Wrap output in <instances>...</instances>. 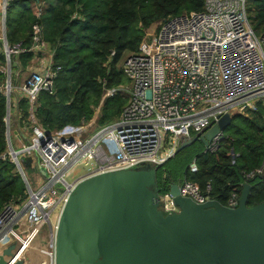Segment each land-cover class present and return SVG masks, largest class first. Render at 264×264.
I'll return each instance as SVG.
<instances>
[{
    "label": "built area",
    "instance_id": "2783aa9c",
    "mask_svg": "<svg viewBox=\"0 0 264 264\" xmlns=\"http://www.w3.org/2000/svg\"><path fill=\"white\" fill-rule=\"evenodd\" d=\"M9 1L0 0V53L4 57L0 61V92L6 106L5 147L0 158L15 165L24 189L0 210V251L17 243L8 264L17 258L25 260L45 224L50 221L55 226L81 179L142 163H161V153L165 152V159L173 155L180 138L198 135L223 113L244 114L254 109L256 102L264 103V24L258 31L252 28L246 0H203L199 10L156 21V28L145 32L137 51L125 56L123 72L129 83L106 88L96 107L99 110L104 98L114 93L126 95L128 101L116 119L102 125L94 118L82 119L46 129L34 110L40 91H53L60 65L55 64L54 51L38 20L31 25L29 47L22 40L8 42L5 18ZM33 12L39 17L41 5L35 4ZM24 51H32V55L23 68L14 57ZM22 99L26 100V115ZM12 135L23 143L21 147L13 146ZM224 136L219 129L204 151H215ZM228 153L232 155L231 150ZM25 157H31L29 166L24 164ZM89 161H93L90 168L73 176ZM188 166L190 171L196 170L193 160ZM25 167L43 176L37 188L31 187ZM262 167L245 176L260 172ZM209 190L208 182L203 190L192 180L179 183V194L197 203L212 198ZM238 196L232 191L223 204L234 207ZM159 208L165 213L177 210L168 190L159 193ZM55 209L58 211L52 216ZM38 251L45 255L40 264H54L50 241Z\"/></svg>",
    "mask_w": 264,
    "mask_h": 264
},
{
    "label": "trees",
    "instance_id": "16d2710c",
    "mask_svg": "<svg viewBox=\"0 0 264 264\" xmlns=\"http://www.w3.org/2000/svg\"><path fill=\"white\" fill-rule=\"evenodd\" d=\"M35 4L42 7L39 17L33 12ZM202 5L203 0H10L5 18L8 42L22 40L29 47L31 25L38 20L54 51L55 64L60 65L53 91L42 90L37 97L34 112L38 122L52 130L68 122L89 120L106 88L129 83L123 62H119L125 53L137 51L146 29L160 19L199 10ZM246 10L252 28L264 24V0H246ZM31 55L32 51H24L14 58L24 68ZM0 61H4L2 53ZM127 101L119 92L105 97L98 123L116 119ZM20 105L26 115V100H20ZM5 110L0 92V153L5 147ZM224 129L228 134L215 151H204L196 137L159 163L158 192L167 191L169 183L177 179L195 181L202 190L208 182V195L223 204L232 191L239 195L247 182L246 204L264 200V103L256 102L254 109L244 114H232ZM191 160L195 171L189 170ZM261 165L260 172L245 176ZM23 189L15 165L0 158V210Z\"/></svg>",
    "mask_w": 264,
    "mask_h": 264
},
{
    "label": "water",
    "instance_id": "95a60500",
    "mask_svg": "<svg viewBox=\"0 0 264 264\" xmlns=\"http://www.w3.org/2000/svg\"><path fill=\"white\" fill-rule=\"evenodd\" d=\"M230 120L223 113L198 135L180 138L174 152L196 137L206 145ZM30 161L24 158L25 165ZM158 164L78 181L55 226L48 222L54 264H264V200L246 204L247 182L237 204L229 207L215 198L197 203L180 195L179 182L172 181L168 191L177 210L165 213L159 208ZM40 171L46 173L43 167ZM16 251V242L5 246L0 264H8Z\"/></svg>",
    "mask_w": 264,
    "mask_h": 264
},
{
    "label": "rangeland",
    "instance_id": "374dc122",
    "mask_svg": "<svg viewBox=\"0 0 264 264\" xmlns=\"http://www.w3.org/2000/svg\"><path fill=\"white\" fill-rule=\"evenodd\" d=\"M246 13H247V17H248V11H247V10H246ZM249 22H250V21H249ZM250 24L252 25L251 22H250ZM260 27H261V26H258L257 28H253V29H254L255 31H258V30L260 29ZM155 28H156V23H152V24L146 29V31H147V32H152ZM127 54H128V53H125V54H124V56H123V58L121 59V61L119 62V64H121V63L123 62V59H124V57H125ZM96 107H97V106H96ZM96 107L94 108V113H93V115H92L91 118H94V119L96 120V123H98V121H99V115H100V113H101V109H99V110L97 109V110H96ZM91 118H90V119H91ZM222 130H223V133H224V134H226V133L228 134V131H227L226 129L223 128ZM12 141H13V146H14L15 148H19V147H21V146L23 145V143H20V142L17 141V139L15 138L14 135H12ZM24 142H25V141H24ZM24 144H25V143H24ZM165 151H166V150H165ZM33 153H35V152H33ZM161 155H162V156H160L161 160H162V161H163V160H166V159L164 158V157H165V152H164V151L161 153ZM92 165H93V161H89V162H87L86 164L79 166L78 169H77V171L75 172V174H74L73 176H75L76 173L82 172V171H84L85 169L90 168ZM24 171H25L26 177H27V179H28V181H29L31 187H33V188H37V187L39 186V184L41 183L43 176L40 175L39 173H37L32 167H25V168H24ZM57 211H58V209H55V210L52 212V216H54V215L57 213ZM48 233H49V227H48L47 224H45V225L42 227L41 232L39 233L37 239L40 238V240H41V239H43V237H47V236H48ZM37 239H36V240H37ZM34 251H35V250H34ZM36 253H37V254H36L37 257H40V256L45 257V255H44V254L42 255L39 251H36ZM31 254L34 256V252H31Z\"/></svg>",
    "mask_w": 264,
    "mask_h": 264
},
{
    "label": "crops",
    "instance_id": "0c3cea01",
    "mask_svg": "<svg viewBox=\"0 0 264 264\" xmlns=\"http://www.w3.org/2000/svg\"><path fill=\"white\" fill-rule=\"evenodd\" d=\"M50 234L48 233L47 237H43V239L40 240L38 238L31 249L27 252L24 260V264H40L41 259H43V256L37 257L36 251H38V247L45 246L47 247V244H49ZM35 250V251H34ZM31 252H34V256L31 254Z\"/></svg>",
    "mask_w": 264,
    "mask_h": 264
},
{
    "label": "bare ground",
    "instance_id": "6f19581e",
    "mask_svg": "<svg viewBox=\"0 0 264 264\" xmlns=\"http://www.w3.org/2000/svg\"><path fill=\"white\" fill-rule=\"evenodd\" d=\"M43 249H44V252L43 253L46 254V252H47L46 248H43Z\"/></svg>",
    "mask_w": 264,
    "mask_h": 264
},
{
    "label": "flooded vegetation",
    "instance_id": "af4514ba",
    "mask_svg": "<svg viewBox=\"0 0 264 264\" xmlns=\"http://www.w3.org/2000/svg\"><path fill=\"white\" fill-rule=\"evenodd\" d=\"M175 181H177V182H179V183L181 182V180H180V179H177V180H175Z\"/></svg>",
    "mask_w": 264,
    "mask_h": 264
}]
</instances>
